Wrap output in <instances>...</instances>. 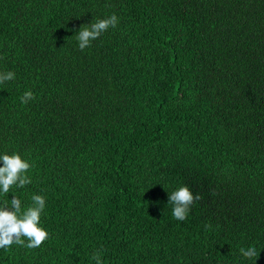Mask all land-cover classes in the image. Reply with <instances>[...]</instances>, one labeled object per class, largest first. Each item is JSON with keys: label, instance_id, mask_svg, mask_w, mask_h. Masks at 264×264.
<instances>
[{"label": "trees", "instance_id": "16d2710c", "mask_svg": "<svg viewBox=\"0 0 264 264\" xmlns=\"http://www.w3.org/2000/svg\"><path fill=\"white\" fill-rule=\"evenodd\" d=\"M7 71L0 155L33 167L0 202L43 195L49 238L0 264H264V0H0ZM180 185L202 197L182 222Z\"/></svg>", "mask_w": 264, "mask_h": 264}, {"label": "clouds", "instance_id": "9594fccd", "mask_svg": "<svg viewBox=\"0 0 264 264\" xmlns=\"http://www.w3.org/2000/svg\"><path fill=\"white\" fill-rule=\"evenodd\" d=\"M119 23L118 17L112 14L110 17L95 19L90 24L81 26L74 36L81 51L91 46L109 28H116ZM15 79L13 71L0 73V84ZM35 99L32 91H26L20 97L22 104H28ZM0 194L8 195L13 188L24 189L32 183L28 175L33 167L20 154L0 155ZM199 194L193 195L192 191L185 185L178 186L175 190L168 192V205H171L172 216L177 221H185L192 205L200 201ZM46 200L43 195L33 194L31 203L24 204L22 199L13 194L11 201L7 198L0 202V249L7 250L12 245H18L27 249L39 248L48 238L49 233L40 226L41 215L45 210ZM240 254L247 260H256L260 252L255 246L241 247ZM91 260L95 264H103L102 251H94Z\"/></svg>", "mask_w": 264, "mask_h": 264}]
</instances>
